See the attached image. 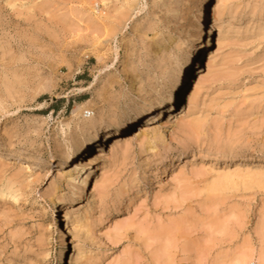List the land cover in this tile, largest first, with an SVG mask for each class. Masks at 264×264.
Wrapping results in <instances>:
<instances>
[{
    "label": "rangeland",
    "instance_id": "obj_1",
    "mask_svg": "<svg viewBox=\"0 0 264 264\" xmlns=\"http://www.w3.org/2000/svg\"><path fill=\"white\" fill-rule=\"evenodd\" d=\"M181 2L0 0V101L32 79L52 91L0 117V264H264V0H208L211 40L163 119H136L146 104L68 161L33 146L172 73L190 40ZM89 170L63 245L58 201Z\"/></svg>",
    "mask_w": 264,
    "mask_h": 264
},
{
    "label": "bare ground",
    "instance_id": "obj_2",
    "mask_svg": "<svg viewBox=\"0 0 264 264\" xmlns=\"http://www.w3.org/2000/svg\"><path fill=\"white\" fill-rule=\"evenodd\" d=\"M207 2L208 0L201 1V5L198 8L200 18L197 17V21H204L203 5ZM202 34L203 40L200 47L204 48L209 44L211 38L209 37V32H206L204 28ZM181 59H184V62L187 63V52L180 57L179 62ZM199 67L200 64L199 66H197L196 70L185 76L184 83L181 87V92L189 88ZM171 74L172 73L167 74L165 77H163V79H161V81L153 86H150L149 88L131 87L130 89L121 93L119 96L110 99L109 101L100 105L95 111L89 112L87 114V117L83 119L81 125L75 128V131L73 133L63 136L57 144L51 145L50 140L41 141L36 139L32 141L33 146L38 151L47 149L50 152L57 153L65 161L71 160L77 154V152H79L80 150H86L89 143H91L92 141H97L100 138V136H98V133L101 127L106 130L110 124L120 122L125 117H131L130 113H137L138 110L145 107L146 104H153V101H155L163 91L168 89L171 80ZM174 87L175 86L173 85V88ZM12 90V99L10 95H8L4 98L3 102L0 101V117L3 114L8 113V110L5 108V106L6 103L10 100L12 101V106L18 107L21 105H25L27 100H36L37 98L52 92L49 85H47L40 79L25 81L23 83H20L19 85H16L15 87H12ZM169 93L171 94L170 89ZM80 109H82L81 104L76 106L74 114H76ZM106 134H108L107 131H105V135ZM195 149L197 150V152H201L202 147H197ZM195 149L188 148L186 149V151L188 153L196 152ZM213 155L216 157L215 154H203L202 157L204 159H214ZM228 158L232 159V156H228ZM87 163L88 165H91V162H89L88 160ZM84 167H88L86 165V161H82L81 163H79L77 169L78 174L84 169ZM91 171L92 170H89L86 174H83V179L80 185L71 186L68 193L63 195L58 201V206L56 208L57 210L55 211V217L58 219L56 227L63 245L67 244L66 233L74 231V229L72 230L71 228V224H73V222L75 221V216L74 212H72V210H70V208L68 207L69 201L72 198L79 196L80 193H82L86 189V186L91 178ZM150 172L151 173L142 172L141 174L143 175L144 179L148 177V174L149 176H158L161 172H164V168H158V172H155V174L157 173V175L152 174L153 171ZM125 205L126 204L122 203L118 211H114L115 214L123 212ZM61 209L62 213L60 211ZM61 224H63L62 227Z\"/></svg>",
    "mask_w": 264,
    "mask_h": 264
},
{
    "label": "snow or ice",
    "instance_id": "obj_3",
    "mask_svg": "<svg viewBox=\"0 0 264 264\" xmlns=\"http://www.w3.org/2000/svg\"><path fill=\"white\" fill-rule=\"evenodd\" d=\"M147 7V5H145ZM183 7V0L180 4L176 6V9L173 13L177 17V23H184L188 28L190 34V40L186 44L187 49V63L184 62V59H181L180 62L173 68L171 74V80L168 86V89L163 91L161 95L153 101V107L150 110L143 111L140 113L136 119H144L148 116L157 117V113H160V116L157 119H163L167 113L164 112V109L169 108V105L177 107L176 100L182 95L181 87L184 83V78L186 75H189L194 71V65L199 66V57L203 49L200 47L203 40V28L207 27L206 23L203 20L197 21L196 19V9L200 7L195 3V0H190L188 7L192 9L189 15L185 18L184 21L179 19V9ZM203 9L206 12L207 4L203 5ZM173 85L175 86L173 88ZM171 90V94L169 93ZM131 116H135V113H130ZM105 131H111V129H104L101 127L99 130L98 136H103ZM86 165H88L86 160ZM62 213V209L60 210ZM62 219V216H61ZM63 224H61V227ZM70 227V226H69Z\"/></svg>",
    "mask_w": 264,
    "mask_h": 264
}]
</instances>
